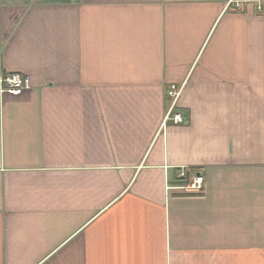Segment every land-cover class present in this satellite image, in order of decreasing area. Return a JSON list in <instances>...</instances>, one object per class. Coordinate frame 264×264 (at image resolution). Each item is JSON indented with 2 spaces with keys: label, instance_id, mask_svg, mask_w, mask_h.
Segmentation results:
<instances>
[{
  "label": "crops",
  "instance_id": "crops-1",
  "mask_svg": "<svg viewBox=\"0 0 264 264\" xmlns=\"http://www.w3.org/2000/svg\"><path fill=\"white\" fill-rule=\"evenodd\" d=\"M239 1L0 0V73L32 84L0 90V264H264V0Z\"/></svg>",
  "mask_w": 264,
  "mask_h": 264
},
{
  "label": "built area",
  "instance_id": "built-area-1",
  "mask_svg": "<svg viewBox=\"0 0 264 264\" xmlns=\"http://www.w3.org/2000/svg\"><path fill=\"white\" fill-rule=\"evenodd\" d=\"M234 3L235 8H240L239 0H228V7ZM32 86L30 77L25 73H0V90L4 93L18 94ZM168 109L163 124H181L186 121V116L180 109L178 103L181 95V89L176 84H172L168 90ZM171 98V100H170ZM188 175H192L188 178ZM179 183L176 187H182L187 190H203L204 176L201 173L192 174L188 168H182L178 175Z\"/></svg>",
  "mask_w": 264,
  "mask_h": 264
},
{
  "label": "trees",
  "instance_id": "trees-1",
  "mask_svg": "<svg viewBox=\"0 0 264 264\" xmlns=\"http://www.w3.org/2000/svg\"><path fill=\"white\" fill-rule=\"evenodd\" d=\"M191 176L190 175H188V178H190Z\"/></svg>",
  "mask_w": 264,
  "mask_h": 264
},
{
  "label": "rangeland",
  "instance_id": "rangeland-1",
  "mask_svg": "<svg viewBox=\"0 0 264 264\" xmlns=\"http://www.w3.org/2000/svg\"><path fill=\"white\" fill-rule=\"evenodd\" d=\"M168 99H169V97H168ZM170 100H171V98H170Z\"/></svg>",
  "mask_w": 264,
  "mask_h": 264
}]
</instances>
